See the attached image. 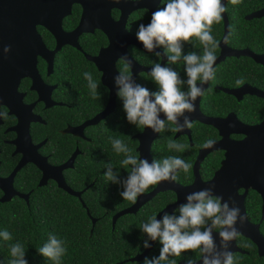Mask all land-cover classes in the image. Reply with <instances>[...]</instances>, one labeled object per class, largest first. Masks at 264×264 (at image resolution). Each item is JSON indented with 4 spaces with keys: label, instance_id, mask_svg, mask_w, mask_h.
Masks as SVG:
<instances>
[{
    "label": "flooded vegetation",
    "instance_id": "af4514ba",
    "mask_svg": "<svg viewBox=\"0 0 264 264\" xmlns=\"http://www.w3.org/2000/svg\"><path fill=\"white\" fill-rule=\"evenodd\" d=\"M130 1L138 3L141 0ZM251 1L254 5L257 3L254 10L237 13L236 20L232 22L226 11L227 18L223 16V24L212 26V35L218 42L214 79L204 85L203 96L195 102L196 111L191 114L193 127L183 132L166 130L163 133H154L151 129L141 130L130 124L114 83L118 69L123 66L121 57L125 55L132 61L129 71L133 73L135 82L152 92L159 90L150 75L151 68L156 62L161 63L162 66H171L182 78H187L182 61L176 65H168L167 55L163 58L156 57L153 53L147 52L142 42L137 39L139 24L150 23L152 12L164 7L161 0H145L144 6L141 7L134 4L123 16V30L107 32L101 27L92 26V30L83 31L77 39H73L76 40L74 43L62 42L61 46H58V38L55 34L48 28L38 25V34L44 42L42 49L37 46L31 52H24L22 55L27 57L25 60H20V55L15 61L0 60V111L8 113L7 119L0 118V178L5 180L4 188L0 187V199L4 194L3 190H16L26 197L20 195L14 197H20L29 204L35 190L68 192L61 185L65 184L72 190L82 192L81 196L68 193L85 205L83 196L85 190H89L90 187L98 190L94 197L104 193L101 190H117L119 185L115 187L116 183L106 179L104 173L107 170L99 169L105 167L103 157L106 154L110 157V161L106 162L107 165L109 163L115 165L117 160L125 158L124 154L119 156L115 152L112 139H120L128 147L130 143L134 144L135 156L141 159L147 158L150 162L153 159L162 160L169 156H177L192 165L188 175L182 171L177 172L176 182L164 181L150 186L144 194L154 193V195L147 199L136 213L142 209H157L162 205L163 207L155 214L157 216L160 211L178 200L177 193L169 186L175 183L183 186L193 184L196 179L195 164L200 152L205 149L202 145L208 139L215 140L216 143L211 147V151L199 160L198 173L204 182L211 180L221 168L227 153L226 149L215 147L219 145L223 134L219 127L213 124V120L222 127V120L232 113L236 115L237 120L246 125H258L264 121L263 97L251 93L237 96L225 91L226 88L236 89L245 83L264 91V83L259 86L251 82H243L242 79L237 78V75L227 73L229 58L245 56L257 61L244 54H229L221 59L225 55L223 53L227 51L249 49L255 52L242 38L251 31L253 25L264 22V16H253L257 11L264 9V0ZM227 2L228 0L225 5ZM111 12L113 20L119 22L122 17L121 11L114 8ZM83 14L82 6L73 4L72 12L63 18L64 30L71 32L76 29L81 23ZM248 23L251 27L247 31ZM194 43L195 46L185 44L184 54L191 51L202 54L203 46L198 41ZM9 45L13 49L12 44ZM0 51V55L6 56L15 53L14 51L3 53L1 47ZM156 51L164 53L165 49L159 47ZM255 53L264 54V52ZM33 60H35L34 65ZM75 68L78 69L76 76L79 80L86 82L83 75L85 72H90L93 78L97 79L98 98L92 97L86 84L80 86L83 91L74 87V74L71 71ZM29 71H32L33 75H26ZM105 73L109 78L108 81L111 82L110 85L104 82ZM237 81L242 82L237 84ZM182 90L187 91V87H182ZM234 99L241 105L238 110L227 107V100ZM243 104L249 106L244 107ZM161 118H164L163 113ZM144 131L146 138L143 140V148L148 154L142 155L139 150L141 142L137 136ZM228 135L234 141L245 138L244 134L235 132ZM170 139L188 147L183 152L169 150ZM96 158L99 162L94 168L95 171L86 172L88 161H96ZM23 159H25L24 165L16 170ZM15 170V176L11 181L8 177ZM113 170L116 171V167ZM84 174L92 177V181L85 186H83ZM119 174L121 180L129 175L127 172H119ZM106 184L110 185V188H104ZM251 190L249 189L246 200L251 197ZM243 192L244 189H241L240 193ZM123 201L129 203L125 208L133 205L130 201ZM174 210L173 213L176 214ZM91 218L92 221L98 220L92 216ZM182 262L186 261H181L179 264Z\"/></svg>",
    "mask_w": 264,
    "mask_h": 264
},
{
    "label": "clouds",
    "instance_id": "9594fccd",
    "mask_svg": "<svg viewBox=\"0 0 264 264\" xmlns=\"http://www.w3.org/2000/svg\"><path fill=\"white\" fill-rule=\"evenodd\" d=\"M164 7L152 12L150 23H140L136 33L147 52L156 57L167 55L168 65L183 62L186 79L171 66H162L156 62L151 68V79L159 90L152 92L135 82L133 73L129 71L132 61L122 56L123 66L114 77L117 95L123 102V109L130 124L138 129H151L154 133L183 132L193 127L191 114L196 111V101L203 96L205 88L214 79L216 49L218 42L212 35V26L223 20L227 11L223 0H161ZM232 5H239L242 0H228ZM198 41L203 46L202 54L191 51L184 54L185 44L195 46ZM163 47L164 53L156 51ZM11 45L3 47V53H10ZM88 88L92 97L98 98V82L90 72H85ZM199 82V83H198ZM242 81H237V84ZM186 86L187 91L182 90ZM163 113L164 118H161ZM8 113L0 111V118L7 119ZM182 118V119H181ZM216 141L208 139L202 147L211 148ZM113 149L117 154L123 153L125 158L120 162L128 170L129 175L121 180L113 165H106V179L112 183L121 184L120 195L124 200L135 204L137 197L144 194L150 186L161 182H176L177 172L190 174L192 165L177 156H169L162 160L138 158L122 140L112 139ZM186 144L173 140L168 141V149L183 152ZM25 159L21 161L22 166ZM129 166L130 169H129ZM215 185L187 193L185 201L180 203L174 212L164 211L162 218L156 215L149 218L140 228L147 234L144 248H150L149 241H159L162 245L158 257L144 258V264H176L175 259L182 253L198 252L202 264H236L237 257L231 251V242L240 237L237 225L248 221L247 214L241 213L236 201L229 197L215 194ZM219 235V243L214 236ZM5 241L13 239L7 230L0 232ZM65 241L55 234H49L48 241L38 248L39 254L54 264H61V258L66 254ZM12 259L9 264H28L24 246L17 242L10 245ZM200 260V261H201ZM186 264H196L193 259H187Z\"/></svg>",
    "mask_w": 264,
    "mask_h": 264
},
{
    "label": "trees",
    "instance_id": "16d2710c",
    "mask_svg": "<svg viewBox=\"0 0 264 264\" xmlns=\"http://www.w3.org/2000/svg\"><path fill=\"white\" fill-rule=\"evenodd\" d=\"M253 3L251 0H242L239 5L227 2V12L231 22L236 20L237 13L254 10L257 3L255 5ZM219 24L222 25L223 20ZM250 27V23H248L246 30L248 31ZM242 40L255 52H264V22L253 25L251 31L243 36ZM229 59L228 74L237 75V78L242 79L243 82L263 85V65L245 56ZM77 71L76 68L71 71L74 74V87L81 89L80 86L83 84L88 86L86 79L85 82L77 78ZM94 80L97 81L96 78ZM240 106L235 99L227 100L229 109L238 110ZM243 106L248 107L249 105L243 104ZM129 146L132 149V154L136 155L135 145L130 143ZM122 154L120 153L119 156ZM103 158H105V167H100V171H104L110 161L108 154ZM121 161V159L117 160L113 168L116 167V171L121 173H129L122 166ZM98 162V158L96 161H88L85 171H93ZM91 181L92 177L84 174L83 186ZM118 185L117 190H101L104 193H99L96 197L94 195L98 190H93V187L85 190L83 196L85 205L77 197L64 190H51L50 192L35 190L29 204L20 197H14L10 201H0V232L7 230L13 237L11 241H5L0 237V264H9L12 259L10 245L17 242L24 246L28 264H54L38 252V248L48 241L49 234H55L58 239L65 241L67 251L61 258V264H144V259L130 260L144 251V241L148 239L147 234L142 232L140 226L148 222L149 218L163 206L160 205L157 209H142L138 213L121 216L113 226V214L129 204L123 201L124 199L120 195L123 188L121 184H115V187ZM104 188L108 189L110 185L106 184ZM262 206L261 195L257 191L251 190V197L246 200L247 213L252 222L261 224V231L264 234ZM178 214L177 212L176 215ZM91 216L98 219L95 224H93ZM237 242L246 252L234 254L237 257L236 264H264V256L259 254L258 247L253 241L240 235ZM161 247L160 242L156 241L154 248L146 257H158ZM199 258L198 252H187L182 253L180 257H170L169 259H175L176 264H179L187 259L198 260ZM162 264H167V262H162Z\"/></svg>",
    "mask_w": 264,
    "mask_h": 264
},
{
    "label": "water",
    "instance_id": "95a60500",
    "mask_svg": "<svg viewBox=\"0 0 264 264\" xmlns=\"http://www.w3.org/2000/svg\"><path fill=\"white\" fill-rule=\"evenodd\" d=\"M226 1L227 0H223V3L225 4ZM144 3L145 0H141L138 3L130 0H0V47L3 49L4 46L12 44L13 49L11 51L15 52V55H0V60L4 59L10 62L13 59L15 61L19 55L20 60H25L27 57L22 55L24 52H31L37 46L42 49L44 42L38 34V25L48 28L55 34L58 38V46H61L62 42L74 43L76 40L73 39H77L78 35L83 31L92 30V26L101 27L107 32H115L119 29L123 30L122 20L126 11L134 4L141 7L144 6ZM73 4H80L84 14L80 25L73 31L66 32L62 27V22L63 18L72 12ZM114 8L121 11L122 17L119 22L114 21L112 18L111 11ZM222 15L225 19L227 18L225 13ZM253 16H264V9L257 11ZM223 54L225 55L221 59L229 54L249 55L258 63L264 65V54H257L249 49L235 52L227 51ZM34 63L35 60H33V65ZM28 74L33 75V72L29 71L26 75ZM108 80L109 78L105 73L104 82L110 85L111 82ZM225 91L237 96L243 93H251L264 98L263 90L246 83L236 89L226 88ZM222 123V127H220L217 122L213 120V124L219 127L223 134V138L219 145L215 147L227 150L226 159L223 161L221 168L211 180L204 182L198 173L199 160L203 159L212 148L202 150L195 164L196 179L193 184L183 186L175 183L169 186L170 189H173L177 193L178 200L160 211L157 214V219L162 218L164 211L173 213V210L180 203L186 202L185 196L187 193L214 184L215 194L223 196L225 201L229 200V197H232L236 201L237 206H239L241 213L247 214L248 221L244 225H237L240 230V235L253 241L258 247L259 254L264 256V234L261 231V224L254 223L250 220L246 207V198L249 189L257 191L263 200L262 213L264 218V121L258 125H246L237 120L236 115L231 113L222 120ZM232 132L244 134L245 138L241 141L231 140L228 133ZM145 134L146 132L144 131L137 136L141 142L139 150H141L142 155L148 154L143 148V140L146 138ZM21 166L22 164H20L16 170ZM16 170L8 177L11 181L15 176ZM4 181L0 178V187L4 188ZM61 185L67 189L66 191L70 194L81 196L82 192L72 190L65 184ZM241 189H244L243 193H240ZM3 192L4 194L0 199L2 202L10 201L15 195L26 197L25 194H21L16 190L6 189L3 190ZM153 195L154 193L148 195L142 194L138 196V200L135 204L116 212L112 219L113 225H115L121 216L136 213L143 203ZM95 221L96 220L93 219L94 223ZM214 236L217 239V243H219V235L215 231ZM149 243L151 244L150 248H146L142 253L130 258V260H143L154 247L155 241H149ZM231 251H233L234 254L236 252H246L239 246L237 241L231 242ZM200 260L201 258L196 261V264H202V260ZM180 264H186V262Z\"/></svg>",
    "mask_w": 264,
    "mask_h": 264
}]
</instances>
